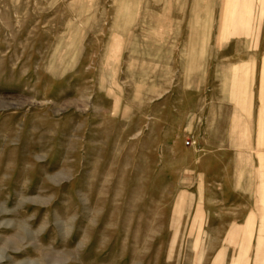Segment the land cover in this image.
<instances>
[{"label": "rangeland", "instance_id": "374dc122", "mask_svg": "<svg viewBox=\"0 0 264 264\" xmlns=\"http://www.w3.org/2000/svg\"><path fill=\"white\" fill-rule=\"evenodd\" d=\"M263 118L264 0H0V264H264Z\"/></svg>", "mask_w": 264, "mask_h": 264}, {"label": "crops", "instance_id": "0c3cea01", "mask_svg": "<svg viewBox=\"0 0 264 264\" xmlns=\"http://www.w3.org/2000/svg\"><path fill=\"white\" fill-rule=\"evenodd\" d=\"M263 143H264V118H263Z\"/></svg>", "mask_w": 264, "mask_h": 264}, {"label": "built area", "instance_id": "2783aa9c", "mask_svg": "<svg viewBox=\"0 0 264 264\" xmlns=\"http://www.w3.org/2000/svg\"><path fill=\"white\" fill-rule=\"evenodd\" d=\"M186 143H189V140H187Z\"/></svg>", "mask_w": 264, "mask_h": 264}]
</instances>
